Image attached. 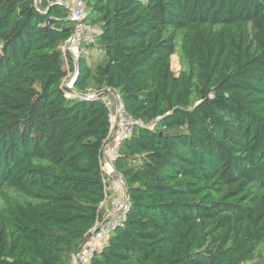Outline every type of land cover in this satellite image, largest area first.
Masks as SVG:
<instances>
[{"label":"trees","instance_id":"1","mask_svg":"<svg viewBox=\"0 0 264 264\" xmlns=\"http://www.w3.org/2000/svg\"><path fill=\"white\" fill-rule=\"evenodd\" d=\"M84 2L99 32L74 60L62 0H0V264H75L110 207L107 88L148 125L120 143L129 208L91 264H264V0ZM76 65L103 94L66 95Z\"/></svg>","mask_w":264,"mask_h":264},{"label":"built area","instance_id":"2","mask_svg":"<svg viewBox=\"0 0 264 264\" xmlns=\"http://www.w3.org/2000/svg\"><path fill=\"white\" fill-rule=\"evenodd\" d=\"M36 2L38 3V0ZM62 2L69 8L70 15L75 21L74 31L63 46V51L65 53L70 52L74 60H77L81 45L83 43H93L99 32V27L85 21L87 8L84 0H62ZM172 68L177 72L180 71L181 65L175 67L172 59ZM77 69L78 67L76 65L73 70L68 71L62 80L66 95L68 97H78L80 95L91 97L99 95V93L91 90H88L84 94L75 90L74 85ZM105 92L106 94L103 96V100L109 110L110 130L103 145L102 167L113 182L111 202L110 207L105 211L102 220L99 222L98 226L100 228L87 239L82 249L74 255L75 264H91L92 257L97 250L103 247L113 228L121 224L126 217L129 208V199L125 181L121 177L122 175L120 176L115 171L114 160L118 156L119 146L123 139L133 134L136 127L148 125L144 120L128 113L124 101L116 90L107 88ZM100 93L103 94L104 92L102 91ZM105 192L108 195V192Z\"/></svg>","mask_w":264,"mask_h":264},{"label":"water","instance_id":"3","mask_svg":"<svg viewBox=\"0 0 264 264\" xmlns=\"http://www.w3.org/2000/svg\"><path fill=\"white\" fill-rule=\"evenodd\" d=\"M71 31H72V32L74 31V27L71 28ZM100 94H102V93H99V95H100ZM115 171L117 172V174H119V175L121 176V174L117 171L116 168H115ZM121 177H122V176H121ZM122 178H123V177H122ZM99 228H100V226H97V227H95L94 229L90 230V231L87 233L86 237L84 238V240L82 241V243H81V245H80L79 250L82 249V247H83V245L85 244V242L87 241V239L90 238V237L93 235V233H94L96 230H98Z\"/></svg>","mask_w":264,"mask_h":264},{"label":"rangeland","instance_id":"4","mask_svg":"<svg viewBox=\"0 0 264 264\" xmlns=\"http://www.w3.org/2000/svg\"><path fill=\"white\" fill-rule=\"evenodd\" d=\"M172 59H173V62H174V66H175V67H179V65H181V62H180V58H179L178 53H175V54L172 56ZM178 60H179V62H178ZM177 72H178V71H177ZM262 248H263V245L260 246V249H262ZM254 261H259V257L256 256V257L254 258Z\"/></svg>","mask_w":264,"mask_h":264}]
</instances>
